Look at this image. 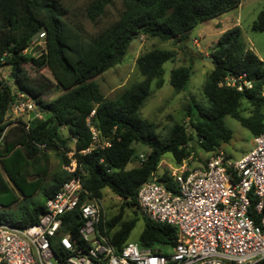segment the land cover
<instances>
[{
  "label": "trees",
  "instance_id": "trees-1",
  "mask_svg": "<svg viewBox=\"0 0 264 264\" xmlns=\"http://www.w3.org/2000/svg\"><path fill=\"white\" fill-rule=\"evenodd\" d=\"M121 3L122 11L114 21L89 34L82 25L65 17L61 0H0V65L18 66L16 86L11 80V86L0 80V223L16 227L36 223L46 201L65 181L76 177L89 199L99 202L102 190L108 188L121 200L118 211L109 219L99 211L100 225L116 251L128 241L141 217L139 246L159 252L176 245L179 237L174 227L141 216L138 188L158 170L167 154L178 167L195 155L196 149L209 154L228 144L232 131L224 122L226 116L239 122L253 138L258 136L264 127V62L242 43L239 27L225 30L209 54L212 68L203 86L209 105L189 102L187 123L173 124L161 137L157 126L141 118L139 110L149 96L151 82L156 80L155 86H162L163 64L175 61L173 50L155 48L138 57L136 64L143 79L114 99L104 97L94 78L120 64L133 40L144 36L184 45L196 26L237 8L240 0ZM111 4L112 0H91L86 7L87 19L97 21ZM252 29L264 32V10L258 13ZM42 32L44 48L36 49L43 50L45 64L59 78L73 80L66 92L48 102L41 96L51 87L50 82L42 76L34 79L23 69L33 60L28 53L33 38ZM238 74L246 75L251 89L237 91L219 86L227 75ZM190 76L191 66L175 67L170 71L169 84L174 91L182 92ZM19 94L33 99L44 118L11 119L10 111ZM248 109L249 114L244 116L242 112ZM92 111L95 129L109 139L110 146L82 153L92 142L85 122ZM135 144L146 150L142 163ZM49 152H54L59 161V170L52 176ZM69 152L76 163L73 173L65 169L70 163ZM136 160L138 165L128 168ZM159 181L175 189L167 171ZM255 203L256 199L250 197V211ZM13 207L15 210H11ZM126 211L133 217L125 218ZM62 221V232L83 244L78 235L82 225L79 211L64 215ZM256 264H264V259Z\"/></svg>",
  "mask_w": 264,
  "mask_h": 264
},
{
  "label": "built area",
  "instance_id": "built-area-1",
  "mask_svg": "<svg viewBox=\"0 0 264 264\" xmlns=\"http://www.w3.org/2000/svg\"><path fill=\"white\" fill-rule=\"evenodd\" d=\"M44 37L43 32L35 36L30 48H44ZM2 66L0 80L11 86L2 79ZM219 86L243 91L252 83L238 74L227 75ZM10 114L26 115V121L45 116L23 94ZM93 116L94 111L85 121L92 142L82 153L110 146L109 139L95 129ZM67 156L70 163L65 169L73 173L76 163L71 152ZM145 160L140 154V163ZM168 175L174 190L159 181L156 171L138 188L136 200L142 217L176 229L179 241L168 248L170 252L129 241L116 251L100 225L98 201L89 199L80 179L73 177L46 201L36 223L24 227L0 223V264H256L264 259V127L253 138V148L239 159L217 150L207 154L200 167L188 169L183 160L170 167ZM250 197L256 199L252 211ZM76 209L82 219L78 235L83 244L62 232L63 216Z\"/></svg>",
  "mask_w": 264,
  "mask_h": 264
},
{
  "label": "rangeland",
  "instance_id": "rangeland-1",
  "mask_svg": "<svg viewBox=\"0 0 264 264\" xmlns=\"http://www.w3.org/2000/svg\"><path fill=\"white\" fill-rule=\"evenodd\" d=\"M66 10L65 17L73 23L83 26L85 31L93 34L101 30L114 21L122 11L121 0H112V4L106 7L105 13L97 21L90 22L86 17V7L91 0H61ZM264 10V0H240V5L230 10L216 19L202 23L196 26L190 33L186 44L182 45L174 41H160L157 38H146L141 36L133 40L123 57L120 64L106 71L100 76L94 78L101 93L107 99H114L125 89L133 84L140 82L143 77L139 73L136 60L141 55L155 49L173 50L176 54L174 62L163 64L162 86H155L156 80L151 82L149 96L139 110L141 118L153 122L157 126V133L164 137L169 129L175 123H187V107L191 101L196 102L202 107H207L209 102L203 93V86L206 76L212 68L209 54L214 43L220 35L231 25L236 23L241 31V41L247 49L252 50L256 56L264 62V32L254 31L252 24L256 20L258 13ZM223 31V32H222ZM28 53L32 55L33 60L23 66V69L34 79L40 76L47 79L51 87L41 96L45 102L51 101L66 92L72 83V79L64 80L59 78L53 69L45 64L44 52L36 47L29 48ZM178 66H191V76L182 92H176L169 84L171 69ZM10 66H2V79L10 81ZM12 82V80H11ZM13 83V82H12ZM249 109L242 114L247 116ZM264 112V109H263ZM11 119H14L12 115ZM26 120V115L18 117ZM226 126L232 131V139L222 145L220 150L230 155L232 160L239 159L253 148V137L250 132L242 127L239 122L231 117L224 118ZM134 148L137 154L145 153L144 147L135 144ZM50 154V175L52 176L59 170V161L54 152ZM207 154L200 149H196L195 155L185 160L188 169H196L205 161ZM138 161H133L128 168L137 166ZM175 168L167 154L162 160L158 175L164 171L169 172V168ZM121 200L116 197L108 188L102 190V198L98 204L103 216L109 219L114 215L120 206ZM11 210H15L13 207ZM133 217L129 211H126L125 218ZM143 229V220L138 218L128 241L138 243L139 236ZM170 252V249H165Z\"/></svg>",
  "mask_w": 264,
  "mask_h": 264
},
{
  "label": "water",
  "instance_id": "water-1",
  "mask_svg": "<svg viewBox=\"0 0 264 264\" xmlns=\"http://www.w3.org/2000/svg\"><path fill=\"white\" fill-rule=\"evenodd\" d=\"M210 60V58H207ZM17 73H18V66L16 64L11 66L9 77L13 82V85H17Z\"/></svg>",
  "mask_w": 264,
  "mask_h": 264
},
{
  "label": "crops",
  "instance_id": "crops-1",
  "mask_svg": "<svg viewBox=\"0 0 264 264\" xmlns=\"http://www.w3.org/2000/svg\"><path fill=\"white\" fill-rule=\"evenodd\" d=\"M237 24L236 23H233L232 25H231V27H235ZM223 32V31H222ZM160 167V166H159ZM159 167H158V169H159Z\"/></svg>",
  "mask_w": 264,
  "mask_h": 264
}]
</instances>
